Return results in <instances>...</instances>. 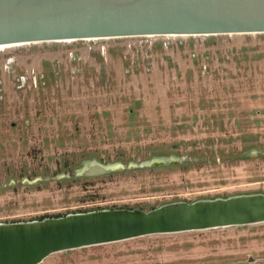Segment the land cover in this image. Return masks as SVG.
Returning a JSON list of instances; mask_svg holds the SVG:
<instances>
[{
  "label": "rangeland",
  "instance_id": "obj_1",
  "mask_svg": "<svg viewBox=\"0 0 264 264\" xmlns=\"http://www.w3.org/2000/svg\"><path fill=\"white\" fill-rule=\"evenodd\" d=\"M251 192L264 194V33L0 48V222ZM39 264H264V222Z\"/></svg>",
  "mask_w": 264,
  "mask_h": 264
},
{
  "label": "water",
  "instance_id": "obj_2",
  "mask_svg": "<svg viewBox=\"0 0 264 264\" xmlns=\"http://www.w3.org/2000/svg\"><path fill=\"white\" fill-rule=\"evenodd\" d=\"M264 33V0H0V46L138 36ZM152 160L145 165L166 164ZM121 170L120 165L102 168ZM264 222V194L0 222V264L146 235Z\"/></svg>",
  "mask_w": 264,
  "mask_h": 264
},
{
  "label": "trees",
  "instance_id": "obj_3",
  "mask_svg": "<svg viewBox=\"0 0 264 264\" xmlns=\"http://www.w3.org/2000/svg\"><path fill=\"white\" fill-rule=\"evenodd\" d=\"M50 217H53V216H50ZM54 217H59V215H57V216H54ZM43 218H45V217H42V218H40V219H43Z\"/></svg>",
  "mask_w": 264,
  "mask_h": 264
},
{
  "label": "bare ground",
  "instance_id": "obj_4",
  "mask_svg": "<svg viewBox=\"0 0 264 264\" xmlns=\"http://www.w3.org/2000/svg\"><path fill=\"white\" fill-rule=\"evenodd\" d=\"M3 47V46H0V48Z\"/></svg>",
  "mask_w": 264,
  "mask_h": 264
}]
</instances>
